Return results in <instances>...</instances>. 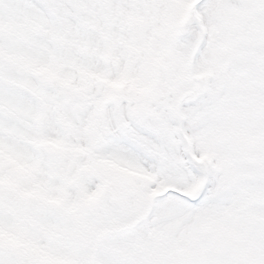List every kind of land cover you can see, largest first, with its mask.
<instances>
[{"label":"snow or ice","instance_id":"snow-or-ice-1","mask_svg":"<svg viewBox=\"0 0 264 264\" xmlns=\"http://www.w3.org/2000/svg\"><path fill=\"white\" fill-rule=\"evenodd\" d=\"M0 264H264V0H0Z\"/></svg>","mask_w":264,"mask_h":264}]
</instances>
